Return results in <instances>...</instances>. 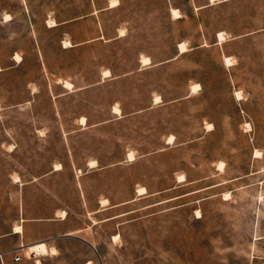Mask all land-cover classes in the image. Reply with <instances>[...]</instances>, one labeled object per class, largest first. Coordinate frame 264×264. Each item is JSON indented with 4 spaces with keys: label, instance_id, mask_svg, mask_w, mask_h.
I'll return each instance as SVG.
<instances>
[{
    "label": "rangeland",
    "instance_id": "1",
    "mask_svg": "<svg viewBox=\"0 0 264 264\" xmlns=\"http://www.w3.org/2000/svg\"><path fill=\"white\" fill-rule=\"evenodd\" d=\"M111 1L0 0V249L264 264V0Z\"/></svg>",
    "mask_w": 264,
    "mask_h": 264
},
{
    "label": "crops",
    "instance_id": "2",
    "mask_svg": "<svg viewBox=\"0 0 264 264\" xmlns=\"http://www.w3.org/2000/svg\"><path fill=\"white\" fill-rule=\"evenodd\" d=\"M101 203V202H100ZM56 216L53 217H33V218H21L22 221V227L23 230L21 232H16L15 230H12L10 237L13 238V241L11 242V244L9 245V247L5 248V249H0V252L3 251H15L18 250L19 247L24 244V241H22L20 243V240H22V238H24L25 235V230L27 227L31 226V225H40L42 227H51L52 231L51 234L48 237H45L46 239L49 238H55L58 239V237H70L72 234V231H68L66 229L63 228L64 226V222L61 216H57V214H55ZM42 264H62V259L57 255L54 256H42L40 257ZM14 261V260H13ZM21 262V261H19ZM18 263V262H16ZM36 264V261H35Z\"/></svg>",
    "mask_w": 264,
    "mask_h": 264
},
{
    "label": "bare ground",
    "instance_id": "3",
    "mask_svg": "<svg viewBox=\"0 0 264 264\" xmlns=\"http://www.w3.org/2000/svg\"><path fill=\"white\" fill-rule=\"evenodd\" d=\"M111 2H113V5H115L116 3H117V0H113V1H111ZM173 11H174V13L176 14V15H178V16H180V11H179V9H177V8H174L173 9ZM11 18V14L10 13H7V14H5V19H10ZM52 24H50V25H55L56 24V22H54V21H50ZM220 36H221V38H222V34H220ZM180 49H181V52H185V51H187V46H186V43L185 42H181L180 43ZM227 60H228V62L230 61V59L229 58H227ZM151 62V59H150V57H144L143 58V64H149ZM107 71V70H106ZM106 74L105 75H107L108 74V72H105ZM66 86L67 87H72V85H71V83L70 82H66ZM194 88H200V84L198 83V84H196L195 83V85H194ZM193 88V89H194ZM195 91V90H194ZM130 156L133 158V153H131L130 154ZM90 165L91 166H96L97 165V161L96 160H92L91 162H90ZM61 167V164H57V168H60ZM105 201H107V200H105ZM104 201V202H105ZM21 230V226H17L16 227V229H15V231H20ZM40 244V243H39ZM35 246V245H34ZM40 247L42 248V250H43V252H44V254H49V251L47 250V245L45 244V243H41L40 244ZM33 248V247H32ZM56 252V249L55 248H53L52 249V253H55ZM36 264H42V261H41V258H37L36 259Z\"/></svg>",
    "mask_w": 264,
    "mask_h": 264
},
{
    "label": "built area",
    "instance_id": "4",
    "mask_svg": "<svg viewBox=\"0 0 264 264\" xmlns=\"http://www.w3.org/2000/svg\"><path fill=\"white\" fill-rule=\"evenodd\" d=\"M11 252L12 253L15 252L13 257L14 262L22 261L24 258H34L36 261V258L48 255V254H44L42 248L40 247V244H36L35 246H33V248L29 246V244H22L18 250ZM11 252L10 251L0 252L1 264H6L5 256Z\"/></svg>",
    "mask_w": 264,
    "mask_h": 264
},
{
    "label": "trees",
    "instance_id": "5",
    "mask_svg": "<svg viewBox=\"0 0 264 264\" xmlns=\"http://www.w3.org/2000/svg\"><path fill=\"white\" fill-rule=\"evenodd\" d=\"M151 64H152V63H151ZM151 64H150V65H151Z\"/></svg>",
    "mask_w": 264,
    "mask_h": 264
}]
</instances>
